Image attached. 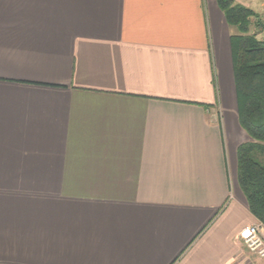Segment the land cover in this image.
<instances>
[{
  "label": "crops",
  "instance_id": "1",
  "mask_svg": "<svg viewBox=\"0 0 264 264\" xmlns=\"http://www.w3.org/2000/svg\"><path fill=\"white\" fill-rule=\"evenodd\" d=\"M234 32L218 0H0V264H264Z\"/></svg>",
  "mask_w": 264,
  "mask_h": 264
},
{
  "label": "trees",
  "instance_id": "2",
  "mask_svg": "<svg viewBox=\"0 0 264 264\" xmlns=\"http://www.w3.org/2000/svg\"><path fill=\"white\" fill-rule=\"evenodd\" d=\"M229 26L238 117L251 141L238 149V183L249 210L264 224V38L250 34L252 20L261 27L260 15L235 3L218 0Z\"/></svg>",
  "mask_w": 264,
  "mask_h": 264
},
{
  "label": "built area",
  "instance_id": "3",
  "mask_svg": "<svg viewBox=\"0 0 264 264\" xmlns=\"http://www.w3.org/2000/svg\"><path fill=\"white\" fill-rule=\"evenodd\" d=\"M246 249L255 257L264 259V224L258 221L247 225L241 231Z\"/></svg>",
  "mask_w": 264,
  "mask_h": 264
},
{
  "label": "rangeland",
  "instance_id": "4",
  "mask_svg": "<svg viewBox=\"0 0 264 264\" xmlns=\"http://www.w3.org/2000/svg\"><path fill=\"white\" fill-rule=\"evenodd\" d=\"M261 29L263 30L262 24H261V27H256L254 25H251L250 34L255 35L258 39H263L264 38V32H262ZM256 221L260 222L259 220H256Z\"/></svg>",
  "mask_w": 264,
  "mask_h": 264
}]
</instances>
